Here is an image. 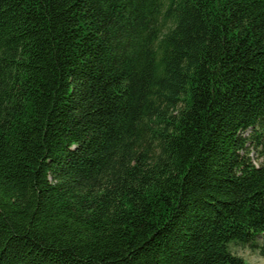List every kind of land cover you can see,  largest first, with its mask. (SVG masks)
I'll return each instance as SVG.
<instances>
[{
  "label": "trees",
  "instance_id": "trees-1",
  "mask_svg": "<svg viewBox=\"0 0 264 264\" xmlns=\"http://www.w3.org/2000/svg\"><path fill=\"white\" fill-rule=\"evenodd\" d=\"M233 246L264 258V0H0V264Z\"/></svg>",
  "mask_w": 264,
  "mask_h": 264
},
{
  "label": "rangeland",
  "instance_id": "rangeland-1",
  "mask_svg": "<svg viewBox=\"0 0 264 264\" xmlns=\"http://www.w3.org/2000/svg\"><path fill=\"white\" fill-rule=\"evenodd\" d=\"M249 132L245 135L248 136ZM250 157L252 162L257 163V154L251 151ZM237 256L241 257L243 264H264V258L259 257L256 253L251 252L247 247L233 246L231 249Z\"/></svg>",
  "mask_w": 264,
  "mask_h": 264
}]
</instances>
